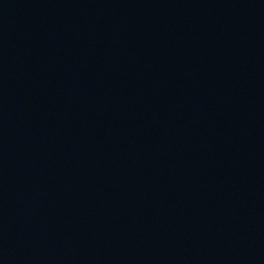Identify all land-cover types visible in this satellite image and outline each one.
<instances>
[{
    "label": "water",
    "instance_id": "95a60500",
    "mask_svg": "<svg viewBox=\"0 0 264 264\" xmlns=\"http://www.w3.org/2000/svg\"><path fill=\"white\" fill-rule=\"evenodd\" d=\"M0 264H264V0H0Z\"/></svg>",
    "mask_w": 264,
    "mask_h": 264
}]
</instances>
